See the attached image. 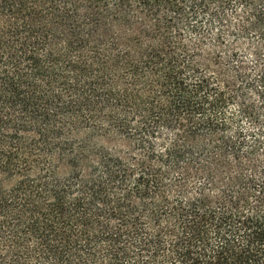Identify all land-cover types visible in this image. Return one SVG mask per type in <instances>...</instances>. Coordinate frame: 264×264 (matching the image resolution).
Masks as SVG:
<instances>
[{
  "label": "trees",
  "instance_id": "1",
  "mask_svg": "<svg viewBox=\"0 0 264 264\" xmlns=\"http://www.w3.org/2000/svg\"><path fill=\"white\" fill-rule=\"evenodd\" d=\"M0 264H264V0H0Z\"/></svg>",
  "mask_w": 264,
  "mask_h": 264
}]
</instances>
